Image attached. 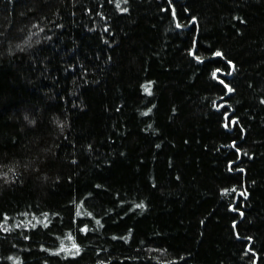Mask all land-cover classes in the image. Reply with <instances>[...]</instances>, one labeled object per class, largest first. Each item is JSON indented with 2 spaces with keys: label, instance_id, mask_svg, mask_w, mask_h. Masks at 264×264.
Wrapping results in <instances>:
<instances>
[{
  "label": "trees",
  "instance_id": "1",
  "mask_svg": "<svg viewBox=\"0 0 264 264\" xmlns=\"http://www.w3.org/2000/svg\"><path fill=\"white\" fill-rule=\"evenodd\" d=\"M0 264H264V0H0Z\"/></svg>",
  "mask_w": 264,
  "mask_h": 264
},
{
  "label": "snow or ice",
  "instance_id": "2",
  "mask_svg": "<svg viewBox=\"0 0 264 264\" xmlns=\"http://www.w3.org/2000/svg\"><path fill=\"white\" fill-rule=\"evenodd\" d=\"M216 55L219 56V55H221V53L218 52V53H216ZM139 207H143V205H139Z\"/></svg>",
  "mask_w": 264,
  "mask_h": 264
}]
</instances>
